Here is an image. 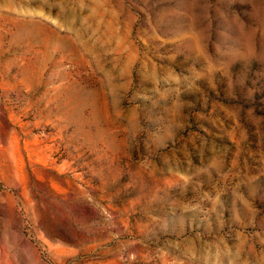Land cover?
Here are the masks:
<instances>
[{
    "label": "rangeland",
    "instance_id": "rangeland-1",
    "mask_svg": "<svg viewBox=\"0 0 264 264\" xmlns=\"http://www.w3.org/2000/svg\"><path fill=\"white\" fill-rule=\"evenodd\" d=\"M0 264H264V0H0Z\"/></svg>",
    "mask_w": 264,
    "mask_h": 264
}]
</instances>
